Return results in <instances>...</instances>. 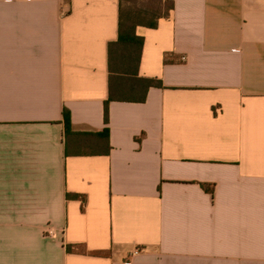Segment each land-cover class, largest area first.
Returning a JSON list of instances; mask_svg holds the SVG:
<instances>
[{"label": "crops", "instance_id": "crops-1", "mask_svg": "<svg viewBox=\"0 0 264 264\" xmlns=\"http://www.w3.org/2000/svg\"><path fill=\"white\" fill-rule=\"evenodd\" d=\"M167 1L105 125L119 0H0V264H264V0Z\"/></svg>", "mask_w": 264, "mask_h": 264}, {"label": "trees", "instance_id": "trees-1", "mask_svg": "<svg viewBox=\"0 0 264 264\" xmlns=\"http://www.w3.org/2000/svg\"><path fill=\"white\" fill-rule=\"evenodd\" d=\"M172 9V3L167 0H119L117 38L107 46L109 79L108 98L103 104L105 125L110 102L142 103L149 88H161L157 80L137 77L143 39L135 30L137 27L156 28L158 21L168 18ZM63 121L66 131L69 128L66 111ZM104 131L107 133V129ZM208 190L212 193V188Z\"/></svg>", "mask_w": 264, "mask_h": 264}, {"label": "built area", "instance_id": "built-area-1", "mask_svg": "<svg viewBox=\"0 0 264 264\" xmlns=\"http://www.w3.org/2000/svg\"><path fill=\"white\" fill-rule=\"evenodd\" d=\"M181 60L183 61L184 58H182ZM138 252H139L138 250H134V252L132 253V255L134 256V255L138 254Z\"/></svg>", "mask_w": 264, "mask_h": 264}]
</instances>
